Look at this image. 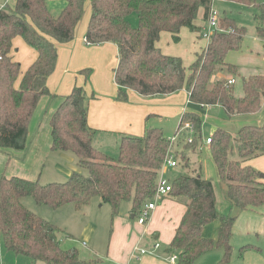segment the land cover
I'll return each instance as SVG.
<instances>
[{"label": "trees", "instance_id": "16d2710c", "mask_svg": "<svg viewBox=\"0 0 264 264\" xmlns=\"http://www.w3.org/2000/svg\"><path fill=\"white\" fill-rule=\"evenodd\" d=\"M62 1L64 6L56 16L48 10L46 0H14L13 9L8 5L0 9V152H26L33 113L42 97L51 96L47 80L57 62L54 42L65 44L74 39L89 2L85 43H112L117 47L118 62L113 70L117 99L126 101L127 91L150 97L185 90L187 104L197 110L182 114L175 133L178 136L173 149L175 158L186 171L169 180L168 197L182 201L186 210L163 255H176L174 264H194L203 254L221 250L217 264H229L232 227L238 215L249 208L264 207L263 175L242 165L264 156V123L242 126L233 139L222 129L215 130L210 137L211 159L226 188L227 215L217 212L213 183L201 177L199 168L191 166L188 153L194 148L193 140L187 143L186 135L179 133L185 124H191L194 142L198 141L202 119L196 112L203 113L207 107H221L228 120L261 110L264 75L241 78V97L234 95V87L226 79H215L219 73L237 76V68L227 63L226 57L229 52L240 50L245 30L224 18L206 48L185 68L181 58L164 55L157 42L163 32L169 33L175 43L180 40L182 28L197 32L194 21L199 15L208 21L213 0ZM256 6L259 11L255 17L256 34L264 41V10ZM133 16L136 26L132 24ZM17 37L37 53L25 71L11 54ZM89 71L81 73L87 77ZM90 98L83 87H73L49 121L51 151L73 154L77 168L86 174L77 170L65 182L43 184L39 180L0 176L1 241L7 251L26 257L31 263L85 264L76 248H61L58 237L61 229L28 210L24 199L31 198L37 206L52 210L67 205L81 210L98 198L102 204L109 205L113 220L123 202L130 204V214L136 218L154 197L169 149L168 138L161 128L153 127L145 128L142 136L121 134L116 158L108 156L93 145L92 130L87 125ZM234 151L238 160L232 158ZM213 223L218 224L216 238L204 237L203 229ZM248 251L259 253L260 248L245 245L239 254Z\"/></svg>", "mask_w": 264, "mask_h": 264}, {"label": "crops", "instance_id": "0c3cea01", "mask_svg": "<svg viewBox=\"0 0 264 264\" xmlns=\"http://www.w3.org/2000/svg\"><path fill=\"white\" fill-rule=\"evenodd\" d=\"M5 5H7L6 2L0 7V9ZM63 6L64 5H62V7ZM86 8L87 12L85 13V20L82 25L77 28V30L75 29L76 31L74 39L71 42L65 44H58L54 42L57 46V66L55 67L56 72L53 73L54 75L52 74V78L49 77L47 80V87L51 93V96L42 97L39 100L38 105L33 113L28 128V147L26 152L17 153L10 151L8 154L0 152V176H15L25 180H39L40 182L50 183L61 181L58 179H62L64 176L68 178L72 174V172L77 171V159L73 154L69 152L51 151V137L49 126V121L52 114L55 112L62 99L67 96L75 86L83 87L87 95L89 97H92L88 102L87 125L93 131V135L97 133L101 135L117 134L119 136L118 141L121 134L142 136L144 134L145 128L148 127L143 126V123L146 124L145 119L146 121H148L151 117L160 119L174 116V114L172 115L164 108L151 107L149 104V100L140 99L139 97H137L138 94L132 91H127L126 101H128V104H125L117 99V86L114 82L113 70L117 66L118 59L113 63L114 68L103 72L99 79L95 82L93 79L94 74L91 75V70L87 77L85 76V74L83 75L84 78L78 77L77 72L81 74V71L89 70L86 69L87 67H94V65L90 62L89 55L100 51L101 48L106 49L105 54H118L117 47L112 43L103 45V47L96 46L88 48V45L85 43L84 35L90 18L89 2L86 3L85 9ZM61 9L59 10V12L61 11ZM194 33L198 35L199 30L197 29V32ZM164 34H168V38L170 37L171 42L175 44V42L172 41L171 35L169 33L163 32L161 33L160 37L164 36ZM22 42L23 40L19 37L13 40V51L11 54L16 62L21 63H19L20 65H22L21 70L25 71L35 61L37 53L30 48L28 51V57L25 62L20 58L15 59L14 54L18 51L16 47L23 49V46H27ZM207 44L208 40L206 46ZM206 46L204 47V49L206 48ZM157 47L161 50L159 41L157 42ZM204 49L200 50L199 53H201ZM161 52L164 55L176 56L180 58V56L178 55H171L162 50ZM196 55L192 62L195 60ZM226 62L236 67V65L231 63L227 57ZM238 73L239 70L237 68V75ZM254 75L264 74L257 73L251 76ZM239 76L241 75L239 74ZM229 78H234L236 82L238 79L237 76L227 75L225 73H219L217 77H215V79L226 80ZM235 84L233 85L234 95L236 97H241L242 87L240 88V90L235 91ZM183 91L186 94L185 106L181 108L176 106L172 107V109L175 110V116L178 115L179 112L181 113L179 115L182 116V114L186 112V108L189 107V105L187 104L188 94L185 90ZM236 92H238V94ZM162 102L175 104L172 98L164 100ZM213 107L219 106H211L203 110L205 112L206 109ZM243 118L246 117L236 116L231 120H226L236 121ZM245 125L253 124L248 123L244 124L243 126ZM153 128L163 129L162 127ZM175 133L176 131L174 132V135ZM118 141L116 142V146L118 145ZM203 143L205 145H208L206 143V139L205 141H203ZM93 145L99 149H102L101 146H96L94 142ZM189 157L193 169L199 168L201 173L200 175L203 179L213 181L211 178H204L202 176V168L200 162L198 160L192 161L191 156ZM212 165L215 172L214 179L219 180L213 161ZM242 165L249 166L259 171L264 177V156L254 158L248 162L243 163ZM166 172L167 171H165L164 174ZM24 205L27 209H30V206L26 205V203ZM130 208L131 207L127 209L126 214H119L114 218L107 255L104 259L95 260L94 263L170 264L167 261V257L163 255V251L171 243L175 235V230L179 226L182 216L185 213L186 208L184 203L180 200L166 197L161 202H158L157 207L154 211H152L145 225H138L137 222H135L134 216L130 214ZM217 228V223L210 224L203 229L202 235L206 238L215 239ZM247 235L264 237V207L255 209L249 208L245 211H242L238 215L232 227V237H238L241 244L243 242L241 240ZM155 243H159L160 248L154 249ZM237 243H239V241ZM140 250H146L147 253L142 255L140 253ZM205 256L206 257L204 258H207V264H217L221 256V250H213ZM81 261L85 263L83 260ZM230 262H232V260ZM241 264H264V249L260 248L259 253L253 251L245 252L241 257Z\"/></svg>", "mask_w": 264, "mask_h": 264}, {"label": "rangeland", "instance_id": "374dc122", "mask_svg": "<svg viewBox=\"0 0 264 264\" xmlns=\"http://www.w3.org/2000/svg\"><path fill=\"white\" fill-rule=\"evenodd\" d=\"M5 2L7 3L10 9H13L14 0H0V7ZM46 3L50 13L54 16L58 15L59 10L63 8L62 5H64L61 0H46ZM256 5L262 6L264 10V0H250L249 3L239 1L213 0L211 5V8L216 11L218 15V29L219 23L222 22L224 18H227L232 21V23L236 27L243 28L245 30V36L242 40L240 50L232 51L227 54L228 60L231 63L235 64L239 70V73L237 75L238 79L235 84V91H238L241 88V78H246L257 73L264 74V41L256 34V27L258 26V24L255 20V17L259 15V11L257 10ZM86 12L87 8L84 11L82 19L77 25L76 30L84 22ZM131 19L133 26H136V17L133 16L131 17ZM194 26L199 30L198 35L202 37H199L194 32L186 28H182L180 32L179 42L175 44L172 43L170 37L168 38L167 36L168 34H164V36L160 37L159 40L161 50L171 55L180 56L185 68H187L191 64L195 55L198 54L200 50L204 49L208 40L207 37L204 36L206 35V33L209 34L208 21H203L201 19V16L199 15L194 21ZM222 28L225 29V27L223 26ZM106 44L110 43H104L100 45H88V48L96 46L103 47V45ZM23 47V49L16 47L18 51L14 54V56L15 59L20 58L22 61L25 62L28 57V51L30 48L27 46ZM105 51V48H101L100 51L89 55L90 62L94 65V67H87L86 69L91 70V75L94 74V82L99 79L103 72L114 68L113 63L114 61H117V54H105ZM55 72L56 69L53 73ZM239 74L241 76H239ZM53 75L49 77L52 78ZM77 75L78 77H83L84 74H80L79 72H77ZM236 93L238 94V92ZM137 97H139L140 99L149 100V104L151 107H161L164 108L167 112H170L172 115L174 114V116L172 117L160 119L151 117L148 121H146L145 119L146 124L143 123V126L145 127H162V130L164 131L165 135L169 139L172 138L174 136V132L178 127V124L180 122L179 118L181 116L179 115L181 114L180 112L178 113V115L175 116V110H173L172 107L176 106L181 108L185 106V92L181 90L179 92L166 96L143 97L137 95ZM171 98L173 99L175 104L169 102H162ZM121 102L128 104V101ZM186 109V111H197L192 106H189ZM196 113H200L199 115L202 119V126L200 131L201 137L199 138V140H196L194 142L195 133H193L191 136L190 132L185 128L180 130L179 135L184 134L186 135V137H192V144L194 143V148L188 154L189 156H191L192 161L198 160L200 162L202 168V176L204 178H211L213 180L211 182L214 185L217 212L219 215H227L229 213V205L227 200L225 199L226 188L220 180L214 179L215 172L210 157V146L209 144L205 145L203 141H205V139L207 138L212 137L213 132L217 129H222L228 132L231 135V138L233 139L234 137H236L237 131L244 124L249 123L253 125H261L264 122V104H262L261 110L258 113L253 115H247L245 116L246 118L236 121L226 120L222 108L219 107L208 108L203 113ZM118 137L119 136L117 134L101 135L97 133L93 135V142L96 146H101V150L105 152V154L110 157L116 158V142L118 141ZM178 151L181 150L179 149L177 150V152ZM232 158L236 160L239 159L235 151L232 154ZM180 165L179 168L177 167L175 169H167V172L164 174V177L166 179L172 180L176 176H178V174H181L186 171H183L180 168ZM77 170H79L82 174H86V172L84 170H81L80 168H77ZM67 179L68 178L64 176L62 179H58L61 180L58 182H65ZM41 183L43 184L44 182ZM23 203H26V205L30 206V209L28 208V210L32 211L38 216H41L49 223L54 224L61 229V232H59L58 237L60 239V246L63 250H67L71 247L76 248L79 251L80 259L87 264H95V260L104 259L107 255L109 239L112 234V223L114 219L112 220L111 218V209L109 205L102 204L98 198H93L89 202V204L81 210H75L73 206L70 205L63 206L57 210H52L45 206H37L31 198H26L25 200H23ZM129 207L130 204L128 202H123L120 205L119 214H126V211ZM233 212L234 211H231V213ZM134 220L136 222V218ZM238 241L239 243H237ZM241 241L243 242L240 244V239L238 237H231L230 245L232 246V262H229V264H241V257L244 254L240 256L239 249L245 245H253L264 249V237L247 235ZM210 252L203 254L199 259H197L198 261L194 264H207V258L204 257H206L205 255ZM0 264H31V262L24 256H18L12 252L7 251L4 248L0 238Z\"/></svg>", "mask_w": 264, "mask_h": 264}, {"label": "built area", "instance_id": "2783aa9c", "mask_svg": "<svg viewBox=\"0 0 264 264\" xmlns=\"http://www.w3.org/2000/svg\"><path fill=\"white\" fill-rule=\"evenodd\" d=\"M217 12L214 11L212 8H210L209 16H208V25H209V34L206 33L204 35L207 37L209 40L210 36L218 31L219 29L217 28ZM235 79L234 78H229L227 79V84L228 85H234L235 84ZM184 128L190 132V135L194 133L193 126L191 124H185ZM178 141V136L174 135L172 138H168L169 142V149L167 151V155L165 157L164 163L161 167V170L159 172V176L157 179V184H156V191L154 194L153 199H151L148 203H146L143 208L141 209L138 217H136V222L138 225H145L146 222L148 221L152 211L155 210L157 207L158 202H161L163 199L168 197L169 192L171 191V183L169 182L168 179L164 177V172L167 169H175L179 166L176 158H175V151L174 145H176ZM186 142L191 143L192 142V137H186ZM206 143L210 144L211 140L210 138L206 139ZM160 248L159 243H155L154 249ZM140 253L142 255L146 254V250H140ZM176 255H171L167 257V261L170 264H174L176 262Z\"/></svg>", "mask_w": 264, "mask_h": 264}, {"label": "water", "instance_id": "95a60500", "mask_svg": "<svg viewBox=\"0 0 264 264\" xmlns=\"http://www.w3.org/2000/svg\"><path fill=\"white\" fill-rule=\"evenodd\" d=\"M91 133L93 134V131Z\"/></svg>", "mask_w": 264, "mask_h": 264}]
</instances>
